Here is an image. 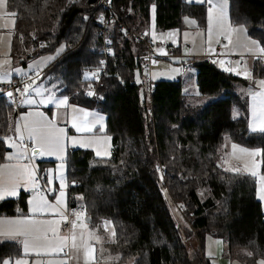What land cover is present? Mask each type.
Here are the masks:
<instances>
[{
	"label": "trees",
	"instance_id": "1",
	"mask_svg": "<svg viewBox=\"0 0 264 264\" xmlns=\"http://www.w3.org/2000/svg\"><path fill=\"white\" fill-rule=\"evenodd\" d=\"M98 1L8 0L7 11L17 13L12 57L25 65L63 46L41 78L55 82L71 103L105 115L109 158H98L88 149L68 150V210L83 205L91 226L111 221L115 242L99 228L107 234L101 244L118 255L119 262L133 258L132 264H212L203 249L209 234L222 240L224 256L258 264L264 259V213L256 181L244 172H225L219 162L225 140L264 152V132L249 130L247 100L236 92L249 82L205 58H188L187 67L196 71L198 96L207 99L206 104H190L180 77L153 80L154 90L148 95L142 88L145 47L125 36L119 26L145 32L154 6L157 30L180 27L185 13L203 27L205 5L110 0L117 22L108 28L105 53L99 26L93 22L100 12ZM228 1L230 23L243 25L247 35L264 47V0ZM174 49L179 53L178 47ZM250 68L252 76H264L259 60ZM88 69L100 76L94 94L87 89ZM19 112L0 96V162L7 152L3 138L14 134ZM52 162L38 161L41 169ZM168 199L176 205L180 221L173 217ZM26 212L22 191L0 201V215ZM19 256L18 241H0V264Z\"/></svg>",
	"mask_w": 264,
	"mask_h": 264
},
{
	"label": "rangeland",
	"instance_id": "2",
	"mask_svg": "<svg viewBox=\"0 0 264 264\" xmlns=\"http://www.w3.org/2000/svg\"><path fill=\"white\" fill-rule=\"evenodd\" d=\"M187 3H190L189 0H184ZM196 4H201V3H196ZM201 5H205V25L202 27L199 26L197 19L195 18V16H192L189 13H185L182 17V25L180 27H173L170 29H166V30H155V27L152 25V23H149V30H146L147 34H154L155 39H154V47L156 49V51H159L161 49V45L163 44H167L170 45L173 48H179L180 50L183 51V56H188L190 58H194V59H200L202 57H206L207 55H211L214 54L213 51H211V49H214L215 45L218 44L217 41L220 40V38H224L226 41V44H228V40L225 38V36L220 34V30L217 27H213V30L211 32V42L209 43V25H208V18H207V9H208V5L207 4H201ZM152 10V7H151ZM4 9H0V65H2V62L4 60H10L11 63L7 64V65H2V67H0V70L3 71H8L11 73V81L13 80V77L18 76L15 71H13L16 68H21L24 71H26L28 73V75H33V70L29 69V65L33 64L34 62H39L41 57H48V56H54L57 54V49H60L61 47H58L54 52L52 53H48V54H44V55H40L34 59H31L29 61H27V63L25 65L20 64L19 62H17L13 57H12V30L15 27H13L12 21L15 20L14 17L12 16H5L2 13L4 12ZM227 16H228V23L234 27V28H240L242 27L244 29V31H237V32H233L232 33V44L229 45V50H232L235 56H244L245 57V63L248 60L253 59V57H255L254 54H245L244 52H246V48L242 45V41L244 38H240V36H245L255 42H257L255 39L251 38L250 36L246 35V30L245 27L243 25H232L230 23L229 20V1L227 0ZM187 20H194L196 23L195 24H189L187 23ZM150 22V21H149ZM7 23L8 24V28L4 29L3 25ZM16 23V20H15ZM225 31H227V24L225 25ZM169 33H172L173 35H169ZM53 61V60H52ZM51 61V62H52ZM220 60H218L215 64L218 66V68H220L223 71L225 70V65L222 67L219 63ZM49 62L46 66H43L41 69V73H43L44 71H46V69L48 68V65L51 63ZM180 60H178V58H173L170 61H163L160 59H155L152 61L151 64V77L152 80L156 81V80H174L177 78H182V89H183V93L187 94L188 97L190 98V100H188L190 102L191 105H204L207 103V99L199 97L198 96V91H197V86L195 85V69L192 68V66H189L186 70H182L181 69V65H180ZM237 62V60H236ZM173 69H179V72H173ZM146 72L142 73V76L145 75ZM42 77V76H41ZM155 77V78H153ZM241 77L245 80H247L249 82V86L243 87L240 86L239 89L236 90V92L240 95V97H243L247 100V104H248V114H249V128L252 131V107H253V99H252V93L253 92H259L262 91L264 89H261L259 87V85L254 84V81H258V80H262L264 79V76H252V79H246L243 75H241ZM135 80L137 82V80H139V83L141 82V77L140 74H136L135 75ZM9 83L8 81H0V85L1 84H7ZM37 85H42L43 87H47L50 89L51 93L55 95V97L57 99H63L64 97H67L66 95L62 94L59 92V90L56 88V85L54 83L50 84L48 83V80L46 78L37 81ZM55 86V87H53ZM49 93H45V96H47ZM34 98L39 100L40 97L35 96V94H33ZM4 97L7 98L6 93L4 94ZM20 98L23 99V97L20 96ZM68 98V97H67ZM259 101L257 100V103ZM36 105V104H33ZM33 105H28V104H22V108L20 109V112L18 113V121L16 124H19L21 126L23 135H24V140L23 141H32L33 145L35 144V142L33 140L28 139V134L26 131L23 130V123L25 122L24 118H27L28 120H34L37 119V117L35 116H29V113H34V112H40L43 113V115L45 117L48 118V120H54V121H58V123L56 124V127L59 129H63V143H64V150L63 152H56L53 155H45V156H35V158L30 159L31 157L28 155V152L26 153V156L29 157V159H25V160H21L18 161L17 159L13 158L12 160H8L6 159L7 156L9 155H13L15 157V154L17 153V149L16 148H12L9 146V142L6 140L5 141V145L7 148H9L10 150L5 153L2 161L0 162V164H11V165H15L17 163H22V164H28L29 168H34L36 171V177L37 178H41L42 183L43 184V190L41 191V193H35L36 189H40L41 188V184L39 183V187H37L36 189H32L31 187V182L28 183H24L22 181L23 187H21L18 190V195L19 193L22 191L25 194V199L27 202V215L25 216H18V217H9V216H0V220L3 219H20V218H24L27 216H32L33 219L36 220H61V217L57 214H55L58 210L57 209H50L49 211L41 214V213H36V214H32L30 209L32 207V205L29 203L30 201H32L34 198H39V197H43L48 204H55L56 200L59 196V192L61 190V176L63 177V185H64V192H65V196H64V202L63 204L60 206V211H64L65 214H67L68 212H70L68 210L67 207V196H66V189L68 187V180H67V156H68V150L71 148H80V149H84V150H90L95 156H96V152L97 150H99L101 153H105L108 152L111 155V139L108 140L107 137H110V135L108 133L105 132V127L104 123H105V115L93 110L91 113H94L98 116H102L104 117L103 121L100 124H97L95 127H98L99 130H101L100 128H103V131H101V134H95V135H90V134H84L82 132H77L75 130H70L69 127H71V125L69 123L66 122V120L64 119V113L62 114L63 118H61L60 114H50L48 109L52 106H54V104H37V106H33ZM75 108V107H73ZM64 110V108H63ZM65 112V111H64ZM66 113V112H65ZM69 118L73 121V117H78L80 116V114L78 112H74L73 110H71L69 113ZM234 115H236L234 113ZM94 119V117L91 115V120ZM254 132H260V131H254ZM19 134L15 131V133L12 135L13 140H16L17 143H20L19 139H18ZM89 139H93L96 140L97 142L94 143L91 147H84L82 146V144L80 143H73L74 141H86ZM237 145V149L239 148H244L246 149L248 152H258L259 154L256 156H249L246 153H240L238 150L236 151L235 155H232V148L231 145ZM263 150L259 147H246L243 145H240L238 143H234L228 140H225L222 147H221V154H220V159L219 162L220 164L227 159V163L225 164V167H232V168H241L242 172L243 169L245 168V165H247V168L249 170H254L258 173V175L256 177H253L256 181V197L257 199H259V201L262 203L261 204V208H262V212L264 213V200H261L259 198V190H260V186H261V181L259 179V177L261 175H264V173L262 172V165H263ZM110 155L108 156H101L98 158L101 159H107L110 157ZM62 157V159H61ZM97 157V156H96ZM40 160H45V161H53L52 163H48L43 169L40 168V165L38 163V161ZM62 165V167H61ZM222 168V167H221ZM160 169V168H159ZM224 169V168H222ZM250 175V174H249ZM49 181H51V183H49ZM258 185V187H257ZM31 192V193H30ZM164 195L166 197H168L167 193L165 190H163ZM11 198H15V197H11ZM8 199V198H6ZM5 200V199H4ZM168 204H169V208L170 211L173 215V217L177 220L180 221V214L179 211L176 207V205L170 200L168 199ZM79 211L84 212L82 209H78ZM75 219L74 216H71V218L69 220ZM4 228H13L15 226H10V225H5L3 226ZM43 228H47V227H58V235L60 237H65V236H70L71 234V225L68 223H64L61 222L58 226L56 225H52V226H48V225H43L41 226ZM88 229L89 230H96V234L100 237H102L101 241L102 244L104 245V239L107 237V234L105 233H101L98 227V224L95 226H91L90 224H88ZM76 235H77V245H81V240H80V229L77 228L76 230ZM109 234V233H108ZM13 239L10 237H5L3 235H0V241L4 240V239ZM85 238H87V236L85 235ZM23 238H16V240H21ZM32 242V244L34 245V247L38 250V251H48L53 247H56L57 245H59L60 241L57 240L55 237L52 236L51 233H49V240L51 241V243H49V241H45L43 239H39V240H32V238H29ZM219 242V243H218ZM71 243V240H69V244ZM93 246L96 243L95 240H92L90 242ZM21 245V244H20ZM95 248V246H94ZM99 248V245H98ZM204 254L207 258L210 259V262L212 264H243L241 261H239V259L236 258H231L229 259L228 257L224 256L223 254V242L221 241V239H217L212 237L209 234L205 235V240H204ZM31 251V249H30ZM65 252H69L70 249L69 248H65L64 249ZM23 249L21 246V256L14 258L12 261V264H14V261L16 259L19 258H23L28 260L29 264H49V262H52V264H59L60 261L62 260H68V264H85V260H84V251L83 248L80 247L79 250L76 249H71V254H70V258L64 256L63 254H59V255H29V256H23ZM210 254V255H209ZM113 262L114 259L115 261H118V255H113ZM3 260H9V259H3ZM2 260V261H3ZM1 261V264H2ZM261 261H264V259H258L257 263L260 264ZM119 262V261H118ZM133 263V258L124 260L123 262L121 261L120 264H132ZM101 264H107V263H101Z\"/></svg>",
	"mask_w": 264,
	"mask_h": 264
},
{
	"label": "snow or ice",
	"instance_id": "3",
	"mask_svg": "<svg viewBox=\"0 0 264 264\" xmlns=\"http://www.w3.org/2000/svg\"><path fill=\"white\" fill-rule=\"evenodd\" d=\"M190 3H201L207 4L209 7L207 9V18H208V25H209V43L211 42V32L213 27H217L220 30V34L225 36L228 40V44L224 45V48L227 49L232 42V33L237 31H244L242 27L234 28L228 23V16H227V0H189ZM8 0H0V9H4L5 11L2 13L5 16H12L15 17L17 15L16 12H8ZM153 12H155V8H153ZM87 19V17H85ZM103 19V17H101ZM189 24H195L194 20H187ZM13 27L15 24V20L12 21ZM227 24V31H225V25ZM4 29L8 28V24L5 23L3 25ZM169 35H173L169 33ZM155 39V37H153ZM219 42V41H217ZM252 44L255 45L254 55L257 60H264V47H261L257 42L251 41ZM44 47V45H41ZM63 51V46L60 49H57V55ZM211 51H215L211 49ZM249 52H253V49H248ZM166 54V53H162ZM55 59L54 56L48 57H41L39 62H34L33 64L29 65V69L33 70V76H28V73L21 68H16L13 71L18 76L23 77L22 87H16V92L19 93L23 99L19 101L20 104H54L56 107L67 106L68 98L64 97L63 99H57L54 94L51 93L50 89L47 87H43L42 85H37V80H41V69L43 66H46L49 62ZM10 60H4L2 65L10 64ZM220 65L223 67L225 61H219ZM237 66H239L240 61L236 62ZM0 65V67H2ZM226 71L236 72L237 75H243L246 79H252V73L248 70L246 63L243 68V71H237L235 68H226ZM173 72H179V69H173ZM93 76H97L98 73H93ZM11 73L8 71L0 70V81H8L11 83ZM85 77L88 78V74H85ZM155 78V77H153ZM139 83V80H137ZM254 84L259 85L261 89H264V79L254 81ZM55 87V86H53ZM49 93L45 96V93ZM35 96L40 97L39 100L35 99ZM91 94V93H90ZM8 98L13 97V92L6 93ZM253 99V107H252V131H260L264 132V90L259 92L252 93ZM257 100L259 101L257 103ZM74 112H80L82 110L73 109ZM92 115L94 117L93 120L89 121L88 117ZM29 116H35L37 119L28 120L24 118L25 122L23 123V130L27 132L28 139L33 140L35 142L34 146L31 148L32 157L35 156H45V155H53L56 152H63L64 150V143H63V129H59L56 127L54 120H48L47 117L40 112L29 113ZM75 120H80V123H73V127L76 128L77 132H91L93 127L97 124H100L104 117L98 116L94 113L84 112L82 117H73ZM91 124V126H89ZM15 131L19 134L18 139L20 143H17L16 140H13L11 137H5L3 139L9 142V146L12 148L17 149V153L15 157L13 155H9L6 157L8 160H12L13 158L17 159L18 161L29 159L26 156L28 151L27 147L23 145L24 135L21 129V126L18 124L15 128ZM101 131L103 128L101 127ZM108 140L111 137H107ZM96 140L89 139L86 141H74L73 143H80L84 147H91ZM232 148V155H235L236 151L238 150L240 153H246L249 156H256L258 152H248L244 148L237 149V145H231ZM110 153L105 152L101 153L99 150L96 152L97 157L101 156H108ZM62 159V157H61ZM227 163V159H225L220 167L224 168L225 172H232L234 174H241V168H232V167H225ZM62 167V165H61ZM159 170V168L157 169ZM245 174H250L253 177H256L258 173L254 170H249L247 165L243 169ZM261 181V186L259 190V198L264 200V175L259 177ZM22 181L24 183L31 182L32 189H36L39 187L37 183L36 171L34 168H29L28 164L17 163L15 165L11 164H0V201L18 196V190L23 187ZM51 183V181H49ZM63 177L61 176V190L59 192V196L56 200L55 204H48L47 201L43 197L34 198L29 203L32 205L30 211L34 215L36 213H45L50 209H57L58 211L55 213L61 217V220H36L33 219L32 216H27L20 219H3L0 220V235L5 237H10L13 239L16 238H23L18 242L21 244L23 249V256H29L32 254L35 255H59L63 254L66 257L70 258L71 249L79 250L80 247L83 248L84 251V260L85 264H95V248L90 243L92 240H95L99 243L102 237L96 234V230H89L88 223L90 222L91 218L86 215L85 212L74 210L71 215L75 217V219L69 220L68 215L64 213V211H60V206L64 202L65 192L63 190ZM80 199H83L82 197ZM81 209H83V205H81ZM61 222L68 223L71 225V234L70 236L60 237L58 235V227H47L43 228V225H56L58 226ZM10 225L15 226L13 228H4L3 226ZM102 228L105 232L109 233L108 239L110 242H115V228L112 225L111 221L104 220L98 226ZM79 228L80 231V240L81 245H77V235L76 229ZM49 233L52 234L57 240L60 241L59 245L56 247L51 248L48 251H38L34 245L32 244L29 238L32 240H39L43 239L45 241L49 240ZM85 235L87 238H85ZM69 240L71 243L69 244ZM219 243V242H218ZM69 248V252H65L64 249ZM31 249V251H30ZM210 255V254H209ZM249 255H251L249 253ZM2 264H12L10 260H3ZM14 264H29L28 260L19 258L14 261ZM38 264V262H37ZM52 264V262H49ZM59 264H68V260H62ZM260 264H264V261H261Z\"/></svg>",
	"mask_w": 264,
	"mask_h": 264
},
{
	"label": "built area",
	"instance_id": "4",
	"mask_svg": "<svg viewBox=\"0 0 264 264\" xmlns=\"http://www.w3.org/2000/svg\"><path fill=\"white\" fill-rule=\"evenodd\" d=\"M98 7L100 8V12L96 14L93 18V22L99 26L100 35L103 38V44H104V52L109 53V42L108 38L106 37L108 35V28L112 23L117 22L116 16L114 15V11L112 8V4L110 0H99L98 1ZM103 17V19H101ZM120 28L123 30V33L125 36H128L129 38H132L135 42L141 43L145 47V55L143 57V72H146V74L143 77V90L146 94L150 95L151 92L154 90V83L151 77V64L152 61L155 59H160L163 61H170L173 58H178L180 60V65L182 69H187V63L186 59L183 58V55L180 53H177L173 47L167 44L161 45V49L159 51H156L154 47V41L145 33V32H136L128 27H126L123 24L119 23ZM223 49V39L220 38L218 44L215 46V53L211 55H207L205 59H207L210 62L215 63L217 59L219 58L220 52ZM166 53V54H162ZM227 61L224 63L225 69L226 68H232V61L235 59L237 61H240L239 65H242L245 62L244 56H231L228 55ZM256 59V57H254ZM257 60V59H256ZM261 63H264V60H259ZM237 71H241L240 67L235 68ZM97 70L94 69H88L87 74L90 77L91 81L87 84L88 92L91 94H94L96 92L97 86L100 81V76H93V73H97ZM236 74V72H235ZM33 76V75H28ZM22 81L23 77L18 78L15 80V82L8 83L4 88H0V96H4L7 92H13L12 98H6V100L12 105V107L19 111L21 108V105L19 101L21 100L19 93L16 92V87L20 86L22 87ZM27 148L31 149L33 147L31 141H23L22 142ZM37 183L41 184L42 180L41 178H37ZM43 190V184H41L40 189H36L35 193H41ZM79 207L69 209L70 212H68L66 215H68V219L71 218V213L74 210H78Z\"/></svg>",
	"mask_w": 264,
	"mask_h": 264
},
{
	"label": "crops",
	"instance_id": "5",
	"mask_svg": "<svg viewBox=\"0 0 264 264\" xmlns=\"http://www.w3.org/2000/svg\"><path fill=\"white\" fill-rule=\"evenodd\" d=\"M153 8H154V6H152V10H150V16H149V23L151 24L152 23V25L155 27V12H153ZM206 8V7H205ZM146 30H149V24L147 25V27H146V29H145V33H146ZM155 30H157L156 29V27H155ZM13 31V30H12ZM147 34V33H146ZM153 41H154V39H153V37H155L154 36V34H147ZM247 35V34H246ZM240 38H244L243 39V41H242V45L246 48V52H244L245 54H253L254 53V51H255V45L254 44H252L251 43V41H253V40H251V39H249V38H247V37H245V36H240ZM223 39V49H222V51L220 52V55H219V58L217 59V61L218 60H223V61H227V57H228V55H231V56H235L234 55V53H233V51L232 50H229V48H227V49H225L224 48V45L226 44V41H225V39L224 38H222ZM216 46V45H215ZM248 49H253V52H249L248 51ZM214 50H215V47H214ZM179 53L181 54V55H183V51L182 50H179ZM214 53H215V51H214ZM183 58L184 59H188V58H190V57H188V56H183ZM202 58H205V57H202ZM253 60H255V58L253 57V59H252V61L251 60H248L247 62H246V66H247V68H248V70H250L251 71V68H250V66H251V64H252V62H253ZM216 61V62H217ZM215 62V63H216ZM214 63V64H215ZM263 65H264V63H263ZM244 66H245V62L242 64V65H239V66H237V64H236V60L234 59L233 61H232V68H237V67H240L241 68V71H243V68H244ZM189 67V66H188ZM182 69V68H181ZM182 70H186V69H182ZM230 72V71H229ZM231 73H233V74H235V72H231ZM252 73V72H251ZM15 77V76H14ZM13 77V78H14ZM17 77H19V76H17ZM44 79V78H43ZM47 79V78H46ZM42 80V79H41ZM48 80V79H47ZM37 81H39V80H37ZM48 83H50V84H52V83H54L55 85H56V88L59 90V92H60V90L61 89H59V87H58V85L55 83V82H52V81H49L48 80ZM1 85H4V84H1ZM0 85V86H1ZM22 99V98H21ZM38 104V103H37ZM37 104L36 105H33V106H37ZM22 106V105H21ZM73 107H75V108H73ZM22 108V107H21ZM63 108H64V110H63ZM73 109H79V110H82V111H80V112H78L79 114H80V116H78V117H82L83 116V113L84 112H88V113H91L93 110H90V109H87V108H83V107H81V106H78V105H75V104H73V103H71L70 102V100H69V97H68V102H67V106L65 107V106H61V107H56L55 105L54 106H52V107H50L49 109H48V111H49V113L50 114H52V116H53V114H55V113H57V114H60L61 115V118H63V116H62V114L64 113L65 115H64V119L66 120V122L67 123H69L70 125H71V127H69V129L70 130H75L76 131V128L75 127H73V123L75 122V123H80V120H75L74 121V119H73V121L69 118V115H68V113L71 111V110H73ZM66 113H65V112ZM18 119V118H17ZM88 120L89 121H91V115L88 117ZM93 120V119H92ZM18 121V120H17ZM17 121H16V124H17ZM55 123L57 124L58 123V121L56 120L55 121ZM89 126H91V124L89 125ZM105 127V123H104V126H103V128ZM15 128H16V126H15ZM248 128H249V114H248ZM101 129V128H100ZM249 130H250V128H249ZM251 131V130H250ZM101 132V130H99L98 129V127H93V130L91 131V132H82V133H84V134H90V135H95V134H101L100 133ZM14 133H15V130H14ZM9 137H11L12 138V135L11 136H9ZM32 142V141H31ZM24 145V144H23ZM32 145H33V142H32ZM25 146V145H24ZM34 146V145H33ZM28 149V155L30 156V157H32V153H31V149H29V148H27ZM10 149L9 148H7V152L9 151ZM6 152V153H7ZM30 159H32V158H30ZM257 187H258V185H257ZM262 204V203H261ZM262 209V208H261ZM25 215H27V212H26V214ZM25 215H10L9 217H18V216H25ZM0 216H7V215H0ZM4 240H15V241H18V240H16V239H4ZM222 241V240H221ZM98 245H99V248H98ZM94 246H95V253H94V256H95V264H101V263H107V264H120V262H118V261H115V259H114V262H113V258H114V256L111 254V252H109L108 250H107V248H106V246H103L102 244H101V242H99V243H95L94 244ZM223 252V251H222ZM13 260V259H12Z\"/></svg>",
	"mask_w": 264,
	"mask_h": 264
},
{
	"label": "water",
	"instance_id": "6",
	"mask_svg": "<svg viewBox=\"0 0 264 264\" xmlns=\"http://www.w3.org/2000/svg\"><path fill=\"white\" fill-rule=\"evenodd\" d=\"M141 96H143L142 94H141ZM31 193V192H30Z\"/></svg>",
	"mask_w": 264,
	"mask_h": 264
}]
</instances>
